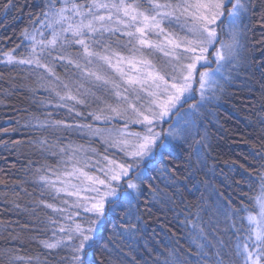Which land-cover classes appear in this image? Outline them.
Instances as JSON below:
<instances>
[{"label": "snow or ice", "instance_id": "obj_1", "mask_svg": "<svg viewBox=\"0 0 264 264\" xmlns=\"http://www.w3.org/2000/svg\"><path fill=\"white\" fill-rule=\"evenodd\" d=\"M12 7L13 0L0 3L5 12ZM257 7L264 30V0H45L38 15L30 14L20 43L0 47V63L26 73L19 87L32 93L36 106L23 127L39 133L26 144L40 159L25 156L31 180L24 182L40 196L23 208L34 226L0 220V227L19 243L26 233L43 234L34 239L47 255L41 260L6 248L0 260L137 264L135 256L129 259L133 244L159 200L153 181L163 177L175 185L181 153H188L189 167L193 156L204 164L211 149L208 106L242 74L251 79L257 58L244 20ZM259 59L264 80V53ZM39 90L47 95L36 98ZM9 95L6 90L0 103ZM50 108L64 110L65 118L41 111ZM61 132L77 133L88 145H65ZM0 133L8 136L9 129ZM0 145L24 155L22 141L10 147L0 139ZM250 155L259 194L220 193L207 204L202 193L194 211L188 206L177 214L176 226L189 229V247H166L153 264H264V148ZM49 156L57 158L55 166ZM4 201L21 209L6 195ZM109 224L111 235L100 245Z\"/></svg>", "mask_w": 264, "mask_h": 264}, {"label": "trees", "instance_id": "obj_2", "mask_svg": "<svg viewBox=\"0 0 264 264\" xmlns=\"http://www.w3.org/2000/svg\"><path fill=\"white\" fill-rule=\"evenodd\" d=\"M4 2L6 0H0V3ZM44 2L45 0H13L15 7L7 12L0 8V47L7 50L20 43V33L29 26L30 14L38 15ZM253 13L246 20V24L252 29L249 33L250 42L255 45L250 55L257 58L253 61L251 79H247L242 74L239 80H235L228 87L220 101L208 106L207 111L212 114L207 117L204 124L210 136L211 149L207 152L204 164H198L196 157L193 156L191 167H189L188 153L184 152L181 153V159L176 162L182 171L176 174L178 180L175 185L163 177L153 181L159 186V200L152 209V215L144 218L145 229L137 236L133 244L136 250L130 254L129 259L135 256L137 264H153L157 254L165 252L166 247L168 249L173 246H179L182 249L189 247V229L176 226L177 214L186 210L188 206H192L194 211V206L201 203L202 193L207 204H211L220 193H223L225 197L232 195L234 199L241 191L250 196L259 194V186L255 183L254 173L248 168V163L252 162L250 153L264 148V123H262L264 121V87H262L264 80L261 79V70L258 68L261 63L259 57L264 53V47L257 43L264 41V30L259 23V8L253 9ZM57 71L63 74L64 69L58 67ZM0 73H3L0 77V98H3L6 90L11 92V95L0 103V128L9 129V135L4 136L0 133V139L9 141L10 147L11 141H22L21 151L24 152V155H21L19 152L5 151L0 145V181H3L0 183V220L19 221L21 225L27 222L30 226H34L32 218L23 211V208L38 199L40 191L30 182H24L31 180V177L26 175L25 156L32 160L40 159V156L34 154L26 144L29 139L39 133L25 129L23 125L28 114L36 111V106L32 102V93L19 87L22 82H25V72L20 68L0 63ZM27 83L35 87L31 80ZM14 85L16 87H13ZM35 95L39 99L47 94L39 90ZM41 111H59L60 118H65L62 109L50 108L41 109ZM16 121H19V124ZM13 128L19 130L12 132ZM59 135L60 142L65 145H88L87 138H82L77 133L61 132ZM49 138L55 142V136ZM56 160V157L49 156L47 162L55 166ZM241 164H244L243 168L240 167ZM250 174H252V180H249ZM237 184H240L239 188ZM22 188L32 195H26ZM211 189L216 190L215 194ZM14 192L19 195L14 196ZM5 195L10 201L16 200L20 203L21 209H15L10 203H5ZM179 219L182 220L183 215H180ZM12 227L15 228L16 225L13 224ZM110 227L111 224L101 234L100 245L108 242L111 235ZM36 236L44 238L43 234L33 231L26 233L23 242L19 243L10 239L0 227V249L15 248L19 250L20 255L38 256L43 260L47 253L34 239ZM177 241L179 245L176 244ZM56 259L58 257H49V264H56ZM160 260L163 261V256H160ZM0 264H5V261L0 260Z\"/></svg>", "mask_w": 264, "mask_h": 264}, {"label": "rangeland", "instance_id": "obj_3", "mask_svg": "<svg viewBox=\"0 0 264 264\" xmlns=\"http://www.w3.org/2000/svg\"><path fill=\"white\" fill-rule=\"evenodd\" d=\"M246 20H247V18L244 20V23H245V24H246ZM227 89H228V88H227ZM225 94H226V92H225ZM225 94H224V95H225ZM224 95H223V96H224ZM223 96H222V98H223ZM222 98H221V99H222ZM219 101H220V100H219ZM211 105H213V104H211ZM206 111H207V110H206ZM207 113H208L207 117H210V115L212 114L210 111H209V112L207 111ZM211 118H212V117H211ZM101 126H102V125H101ZM87 142H88V139H87ZM94 146L99 147V145H94Z\"/></svg>", "mask_w": 264, "mask_h": 264}]
</instances>
